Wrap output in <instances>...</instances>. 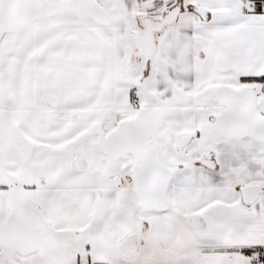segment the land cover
<instances>
[{
  "label": "snow or ice",
  "instance_id": "6c2138e0",
  "mask_svg": "<svg viewBox=\"0 0 264 264\" xmlns=\"http://www.w3.org/2000/svg\"><path fill=\"white\" fill-rule=\"evenodd\" d=\"M0 264H264V0H0Z\"/></svg>",
  "mask_w": 264,
  "mask_h": 264
}]
</instances>
